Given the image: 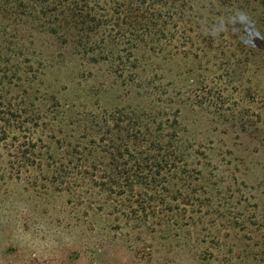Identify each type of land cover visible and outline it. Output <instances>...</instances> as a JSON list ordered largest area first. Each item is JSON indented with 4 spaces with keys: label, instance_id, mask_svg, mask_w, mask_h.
Listing matches in <instances>:
<instances>
[{
    "label": "rangeland",
    "instance_id": "obj_1",
    "mask_svg": "<svg viewBox=\"0 0 264 264\" xmlns=\"http://www.w3.org/2000/svg\"><path fill=\"white\" fill-rule=\"evenodd\" d=\"M4 1L0 88L20 114L0 142V264H264V86L240 83L264 65V0L233 3L227 36L183 14L148 36L144 8L59 0L116 13L87 46ZM184 1L231 18V0ZM142 129L184 157L145 156Z\"/></svg>",
    "mask_w": 264,
    "mask_h": 264
},
{
    "label": "trees",
    "instance_id": "obj_2",
    "mask_svg": "<svg viewBox=\"0 0 264 264\" xmlns=\"http://www.w3.org/2000/svg\"><path fill=\"white\" fill-rule=\"evenodd\" d=\"M0 1L5 3L4 0H0ZM127 2L128 0H111L110 5L108 6L111 7L113 6L112 8L115 12L122 11L124 13L125 11H127L120 17L123 21H125V18L132 13L133 9L139 10L140 8H144L146 10L145 15L147 14L146 15L147 17H143L142 23H143V28L145 32L148 34V36L151 34V31L162 29V26L168 22L167 20L168 19L171 20L170 19L171 16H181L182 14L183 17L186 16L191 18L194 16L195 18L194 23L196 24L193 25V28L195 27L196 30H198L200 33L202 31L205 34H208L210 32L212 33L218 32L217 34L220 33L223 36L224 35L227 36L232 28L231 23L233 20V14H235L233 9V3L237 2V0H231L230 2H222L226 6L227 10H232L231 18L227 15V17H224L223 20L222 18H219V16H216L214 14V9L215 8L219 9L221 3L218 4V7H216V4L212 2L211 3L209 2L202 7H198L195 3L187 4L186 1L184 0L177 1L178 3H181V5H176L175 1L170 2L169 0H160L159 3L155 2V0H150L149 4H146L145 0H132V1L130 0L128 7ZM160 2H162L163 4H160ZM76 4H77L76 1L74 2L70 1V3L64 4L59 2V0H53L51 1V3H48V0H25V1L11 0L10 5L14 7V10L19 12L20 10H26L27 8H29L30 9L29 12L31 11L33 14H36L39 17L40 16L44 17L42 23L46 24L50 28V31L52 33L57 34L59 30H62L64 34H70V32H73L72 35L76 37L78 42H82V45L87 46L91 34L96 29L101 28V26L103 27L108 23L110 25L111 21H107V20L108 18H112L114 20V16L116 15V13L113 12L112 8L109 9V7L107 6L105 9L106 11H104L103 15H100L101 17H99V19H95L93 11L92 12L84 11L79 5ZM5 9H6L5 5L0 6V13L6 12ZM171 11L174 13L169 14L168 12ZM136 14H138V12H136ZM102 18L105 20H102ZM136 18H138L139 20V16ZM32 19H34V17ZM202 19L205 22V24H202ZM190 21L191 20L188 18L187 21L185 22L191 23ZM215 21H218V24L215 25L216 27H214ZM262 24L264 25L263 22ZM187 26L190 27V24H187L185 27ZM218 27H221V29L218 30L217 29ZM213 34L215 35V33ZM233 34L234 33H232V35L230 36H233ZM90 44L88 45L87 48H89ZM103 54H107V51H105ZM99 56L100 54H98L97 57ZM240 83L246 84L247 91L251 90V85L255 83L256 88L254 89V91H252V94H254L255 96L262 95L263 93H261L259 90L264 86L263 62L260 64L259 67L255 68L254 70L247 69V73L245 76L243 75V73H240ZM1 93H2V89L0 88V94ZM5 109L6 111H4ZM18 112H19L18 109L12 107V105H10V102L6 101V99L3 100L1 94L0 95V142L5 140L7 135L10 133L13 124L15 125L17 123V119H15V116L20 114V112L19 113ZM116 121H119V119L116 118ZM157 123H158L157 124L158 127H160V125L162 124L161 121H158ZM24 124L25 123L23 121L18 123L20 128H22ZM172 124L173 126H176L177 122L173 120ZM120 130H122L121 127H119L117 131L120 132ZM142 130L145 131L146 129H142ZM157 132L158 131L156 130L147 129L145 131L146 140L143 143V145L142 143L140 144L136 143L137 141H139V139L137 138H133L130 141V143L137 147L141 146L144 150L143 154L148 157L153 155V152L156 151L159 152L160 150L170 153L173 157H175L176 154L177 157L182 159L184 156L181 152V145L179 143H177L176 145V142L174 145L173 143H171L173 137L171 139V136H169L168 140H165L163 137H160V135L157 134ZM175 134L177 133H173L172 136H176ZM24 146L25 149L24 151H22V154H26L27 151L31 152L32 154V152L34 151V146L32 147V144L30 142L24 143ZM115 154H116V150H113L110 153V156L114 158ZM170 162L172 161L170 160ZM136 163H138V159H136V162H134V164ZM110 165L112 166V168H114L115 162L112 161Z\"/></svg>",
    "mask_w": 264,
    "mask_h": 264
}]
</instances>
